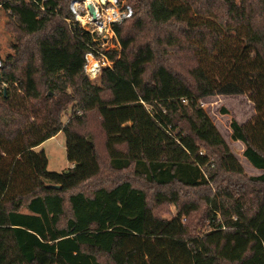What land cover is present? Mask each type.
<instances>
[{
    "label": "trees",
    "instance_id": "obj_1",
    "mask_svg": "<svg viewBox=\"0 0 264 264\" xmlns=\"http://www.w3.org/2000/svg\"><path fill=\"white\" fill-rule=\"evenodd\" d=\"M37 1L46 10L0 0L22 35L0 67V264H264V192L250 207L244 190L209 198L210 229L200 235L183 222L198 204L182 203L183 189L209 183L210 154L244 174L200 103L209 95L254 102L255 118L230 126L264 184V0H128L134 15L114 25L121 50H107L114 63L101 84L84 70L92 35L65 20L71 0ZM130 22L137 31L125 34ZM93 112L109 167L162 189L156 201L176 205L175 217L157 216L129 179L75 191L103 169ZM60 131L68 172L48 170L36 150Z\"/></svg>",
    "mask_w": 264,
    "mask_h": 264
},
{
    "label": "rangeland",
    "instance_id": "obj_2",
    "mask_svg": "<svg viewBox=\"0 0 264 264\" xmlns=\"http://www.w3.org/2000/svg\"><path fill=\"white\" fill-rule=\"evenodd\" d=\"M124 3H129L128 0H122ZM130 4V3H129ZM133 22L127 23L124 26V33H131L134 30ZM112 34V33H111ZM112 36V37H111ZM110 40L107 45L109 49L121 50L119 38L114 35H109ZM114 37V38H113ZM113 38V39H112ZM22 40V35L16 28L13 19L8 15L4 8H0V60L4 63L9 60L16 52V49ZM142 39L141 41H145ZM102 75V74H101ZM100 77L93 79L96 84H101ZM41 90H45V86L40 84ZM52 93V92H51ZM202 107L211 117L217 128L220 130L225 141L229 145L230 149L234 152L235 156L242 164L244 168V174H235L221 170L216 163L215 155L210 154L211 161L215 162V165L205 167L208 179L210 180L206 186L197 189H183L182 190V203L195 202L198 204L199 209L193 211L190 216L183 217V222L188 226L192 232H196L198 235L210 229V220L208 213L210 211L211 203L209 198H215L219 201L225 199V194L238 193L243 190L246 193L245 199L247 207H250L257 203V200L264 192V184L255 181L254 177H257L263 173V170L254 167L244 156L245 144L241 141H236L232 138V128L230 126L231 121L236 119L239 123L245 124L252 121L256 114V107L254 102L249 98L247 93H231V94H214L203 97L200 100ZM72 112L71 106L66 114L63 116V121H67L69 115ZM90 119L92 124H97L99 119L95 112L91 113ZM92 130L94 140L98 148V152L101 155L102 172L100 175L91 179L83 184L77 190H84L89 194L93 189L101 186L110 187L118 182L129 179L132 183L146 191L148 195L149 206L154 213L162 218L171 219L178 213V207L171 203L159 204L156 201V193L162 189L158 188L155 184L149 182L146 178L141 176H135L133 170L116 171L109 167V158L105 152V134L103 131L97 128ZM44 149L48 157V170L64 172L68 170L72 165L67 159L66 150V136L63 131H60L57 135L46 140L39 150ZM203 152L208 151L202 147ZM216 173V179L210 178L209 171ZM168 192V188L164 189ZM67 196V195H66ZM66 215L70 216L71 211L69 204L65 206ZM100 258L107 262V260L100 255Z\"/></svg>",
    "mask_w": 264,
    "mask_h": 264
},
{
    "label": "built area",
    "instance_id": "obj_3",
    "mask_svg": "<svg viewBox=\"0 0 264 264\" xmlns=\"http://www.w3.org/2000/svg\"><path fill=\"white\" fill-rule=\"evenodd\" d=\"M33 1L42 10H46L43 2ZM69 8L72 15L70 18H65L66 22L69 25H79L81 29L88 31L93 37L95 44L89 45L90 50L85 56L84 70L89 79H96L100 77L105 67H112L114 63L106 53L109 50L107 45L112 37L109 35L116 36L114 25L132 17L134 9L131 4L124 3L122 0H71ZM90 59L94 62L89 69ZM2 63L0 60V67Z\"/></svg>",
    "mask_w": 264,
    "mask_h": 264
},
{
    "label": "bare ground",
    "instance_id": "obj_4",
    "mask_svg": "<svg viewBox=\"0 0 264 264\" xmlns=\"http://www.w3.org/2000/svg\"><path fill=\"white\" fill-rule=\"evenodd\" d=\"M93 62H94V61H93L92 59H90V63L88 64V68H89V69L92 67Z\"/></svg>",
    "mask_w": 264,
    "mask_h": 264
},
{
    "label": "crops",
    "instance_id": "obj_5",
    "mask_svg": "<svg viewBox=\"0 0 264 264\" xmlns=\"http://www.w3.org/2000/svg\"><path fill=\"white\" fill-rule=\"evenodd\" d=\"M0 8H1V7H0ZM42 145H43V144H41L39 147H37V148H36V150H39V148H41V147H42ZM71 165H72V164H71Z\"/></svg>",
    "mask_w": 264,
    "mask_h": 264
},
{
    "label": "water",
    "instance_id": "obj_6",
    "mask_svg": "<svg viewBox=\"0 0 264 264\" xmlns=\"http://www.w3.org/2000/svg\"><path fill=\"white\" fill-rule=\"evenodd\" d=\"M92 8V6H90ZM66 172H68V170H66ZM55 187L59 188V185H55Z\"/></svg>",
    "mask_w": 264,
    "mask_h": 264
}]
</instances>
